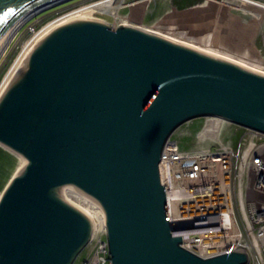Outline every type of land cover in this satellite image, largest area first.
Returning <instances> with one entry per match:
<instances>
[{"label": "water", "instance_id": "1", "mask_svg": "<svg viewBox=\"0 0 264 264\" xmlns=\"http://www.w3.org/2000/svg\"><path fill=\"white\" fill-rule=\"evenodd\" d=\"M56 1L0 0V37ZM203 116L264 132V75L130 25L53 28L0 94V144L26 160L0 193V264L73 263L92 225L64 185L100 204L112 264L244 263L171 234L161 149Z\"/></svg>", "mask_w": 264, "mask_h": 264}, {"label": "built area", "instance_id": "2", "mask_svg": "<svg viewBox=\"0 0 264 264\" xmlns=\"http://www.w3.org/2000/svg\"><path fill=\"white\" fill-rule=\"evenodd\" d=\"M39 13L18 27L26 23L29 34L20 54L43 31L45 25L38 29L36 21ZM193 128L187 120L179 124L160 153L172 236L180 238L181 247L204 257L241 252L246 258L242 264H264V132L224 119L214 136L200 137L197 130L187 145L181 136ZM82 251L81 264H112L106 238L96 232Z\"/></svg>", "mask_w": 264, "mask_h": 264}, {"label": "rangeland", "instance_id": "3", "mask_svg": "<svg viewBox=\"0 0 264 264\" xmlns=\"http://www.w3.org/2000/svg\"><path fill=\"white\" fill-rule=\"evenodd\" d=\"M95 1L66 0L54 5L36 15L38 29L78 6ZM260 1L264 0H115L114 5L117 7L115 13L136 25L168 34L211 53L233 57L250 68L264 72V6ZM90 16L108 24L114 21L111 15L98 12H92ZM21 27L0 56V84L15 63L22 61L19 68L23 66L21 57L24 55H18L29 34L26 23ZM202 120L203 117L187 120L194 128L186 130L181 136L185 144L191 143L197 130L200 137L215 135L221 120L206 117L207 121L201 127ZM15 164L17 159L0 148V191ZM65 195L68 201L79 202L73 194ZM96 234L105 238L104 232L99 229ZM84 256L85 251H82L72 264H81Z\"/></svg>", "mask_w": 264, "mask_h": 264}, {"label": "bare ground", "instance_id": "4", "mask_svg": "<svg viewBox=\"0 0 264 264\" xmlns=\"http://www.w3.org/2000/svg\"><path fill=\"white\" fill-rule=\"evenodd\" d=\"M64 2V0H58L55 3L50 4L47 8H44L42 10H46L54 5H57L61 2ZM115 0H97L95 2H91L88 4H84L81 6H78L62 15H60L59 17H56L55 19L51 20L49 23H47L44 27H43V31L41 32V34L38 36V39L36 41H38L40 38H42L43 36H45L46 34H48L53 28L61 25V24H65L71 21H75V20H98V21H102L99 19H94L93 17L90 16V14L92 12H98V13H102V14H106V15H111L113 17V22L110 23V25L112 27H117L120 25H130V26H134L137 28H140L142 30L151 32L153 34H156L158 36H161L163 38H166L168 40H171L173 42L185 45L187 47L193 48L195 50H198L200 52L206 53L208 55L217 57V58H221L230 62H233L243 68H246L248 70H251L253 72H256L258 74H262L264 75V72L260 71V70H256L253 68H250L248 66H246V64H244L243 61H240L238 59H235L233 57L230 56H223V55H219L217 53H211V51H206L205 49L201 48V47H196L195 45H192L191 43L188 42H184V41H180L175 39V37H170L167 35L162 34V32L160 33L157 30H152V29H147L145 27L136 25L132 22H130L129 20H126V17L123 18V16L119 15L116 12L117 7L114 5ZM118 5V4H117ZM42 10H34L29 12L28 14H26L24 17H22L21 19H19L18 21H16L13 25H11L0 37V56L2 54V52L5 50V48L8 46V44L10 43V40L13 39L14 35L16 34V31L18 30V27L31 15H34L35 13H39V11ZM105 22V21H102ZM107 23V22H106ZM31 46V45H30ZM28 46L22 53L24 56L21 57V59L24 61L22 65H24L25 63V59L28 56V53L31 49V47L33 46ZM21 54L18 55V57ZM17 57V58H18ZM16 58V59H17ZM22 62V61H21ZM20 63H15V65L13 66V68L11 70L8 71L7 75L5 76V78L3 79L2 83L0 84V94L3 91V89L7 86L8 83H6L7 79H11V77L13 76V74H15L16 70L19 69V65ZM12 72V73H11ZM10 81V80H9ZM8 81V82H9ZM207 117H213V118H217L219 120H224L221 117L218 116H207ZM195 118V117H194ZM0 148L4 149L5 151L9 152L10 154H12L16 159H17V164H15V168L13 170V172L11 173L10 177L12 175H14L17 170H19L26 162L25 158H23L22 156H20L19 154H16L12 151H10L9 149H7L6 147H4L3 145L0 144ZM9 177V178H10ZM8 178V179H9ZM8 181V180H7ZM1 193V191H0ZM61 193L62 196L64 198L65 201H67L69 204H71L72 206L76 207L78 210H80L81 212H83L91 221V225H92V233L94 234L98 229L101 231H105L104 230V213L103 210L100 206V204L94 200L93 198H91L90 196L80 192L79 190H77L76 188H74L72 185H64L61 187ZM65 193H69V194H73L74 196H76L78 198L77 202L75 201L70 202V200H67V197L65 195Z\"/></svg>", "mask_w": 264, "mask_h": 264}]
</instances>
